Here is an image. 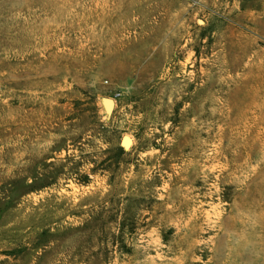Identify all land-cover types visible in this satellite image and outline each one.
<instances>
[{"label":"rangeland","instance_id":"obj_1","mask_svg":"<svg viewBox=\"0 0 264 264\" xmlns=\"http://www.w3.org/2000/svg\"><path fill=\"white\" fill-rule=\"evenodd\" d=\"M0 264H264V0H0Z\"/></svg>","mask_w":264,"mask_h":264},{"label":"water","instance_id":"obj_2","mask_svg":"<svg viewBox=\"0 0 264 264\" xmlns=\"http://www.w3.org/2000/svg\"><path fill=\"white\" fill-rule=\"evenodd\" d=\"M100 103H101V106L103 108L105 115L110 116L112 109H113V101L109 98H101ZM120 143L122 147L128 148L131 141L127 136H122Z\"/></svg>","mask_w":264,"mask_h":264}]
</instances>
